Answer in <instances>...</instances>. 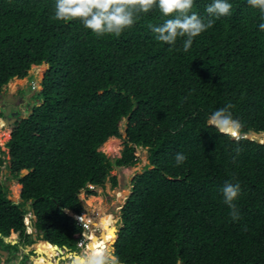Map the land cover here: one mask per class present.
Instances as JSON below:
<instances>
[{"label":"trees","instance_id":"obj_1","mask_svg":"<svg viewBox=\"0 0 264 264\" xmlns=\"http://www.w3.org/2000/svg\"><path fill=\"white\" fill-rule=\"evenodd\" d=\"M211 2L194 0L192 12L207 19ZM228 2L230 14L185 52L182 39L174 47L156 40L152 26L170 18L158 6L120 36H97L79 19H55L56 0H0V93L49 65L32 113L15 124L8 151L0 146V174L21 187L15 203L0 180V247L17 249L4 239L14 234L32 246L25 218L33 211L44 247L75 251L84 228L67 211L84 212L82 192L117 188L114 169L135 167L144 148L150 163L121 210V263L264 264V144L209 125L231 104L242 136L264 133V13L248 0ZM126 118L124 148L111 159L101 148L122 138ZM178 152L187 157L181 165ZM237 182L233 221L221 189Z\"/></svg>","mask_w":264,"mask_h":264},{"label":"clouds","instance_id":"obj_2","mask_svg":"<svg viewBox=\"0 0 264 264\" xmlns=\"http://www.w3.org/2000/svg\"><path fill=\"white\" fill-rule=\"evenodd\" d=\"M248 4L253 8H258L262 13H264V0H248ZM193 5H194V0H56L55 19L57 20L79 19L86 29L90 30L93 34L97 36H102L106 34L120 36L125 29L131 27L136 22V20L139 18L140 13H148L150 10L153 9L154 6H158L161 14L164 17H170V18L166 19L159 26H155V25L152 26V31L155 33L156 40L174 47L177 44L178 40L182 39L183 50L187 52L191 48L194 38L198 37L203 32L212 28L215 23V19L229 15L232 8V5L228 2V0H212V2L209 5H207L205 8V11L207 13V19H205V18H201L197 13L192 12ZM259 28L261 31H264V23H261L259 25ZM40 66H46L47 70L49 69V65L47 63H44L39 66H33L32 69ZM45 74L43 77H45ZM28 77L29 74L26 78ZM18 80H23V79H18ZM13 81H15V79ZM40 87L42 88L41 85ZM40 89L39 91H41ZM4 91L7 90L4 89ZM29 92L31 91L29 90ZM13 95H19V93L17 92L16 94ZM19 96L27 97V95L25 94H21ZM23 99L24 98H21V100ZM34 104L35 101L33 103H31L30 101L27 102L26 103L27 107L23 108V110L21 111L23 113L20 116H24V117L30 116V114L32 113V111H30L31 110L30 105L33 106ZM28 107L29 109H27ZM232 107L233 106L231 104H228L224 108L217 109L209 117V125L215 127L217 130H219L222 133L225 132L229 134L238 133V131H240L241 124L238 120L233 118L232 113L230 111ZM27 112H29L28 115ZM19 120L22 119H20L19 117L17 119V122ZM13 128H14L13 124L11 126H8V129H13ZM0 129H4V127L2 126L0 127ZM120 130H121V126H120ZM126 135L127 133L124 135L125 138ZM121 136L123 137L122 134ZM241 137L244 138L242 134ZM115 139H119V138H115ZM174 159L177 165H181L186 161L187 157L185 154L178 152L175 155ZM96 190L97 189H95V191ZM221 192L224 198V203L230 209V216L232 220L238 221L240 219V213L234 201L237 200L238 197L240 196L241 193L240 184L238 182L226 183L221 189ZM131 194H132V190H131ZM122 208L120 209V211L122 210ZM85 210L86 209H84V212L81 215L68 213L77 222V225L82 226L83 228H86V226H84L86 220L82 221L81 216L87 214ZM30 217H31V221L29 219ZM88 218L91 219L92 217L89 216ZM89 219L87 221L88 223L91 222ZM33 220H34V214L32 211L25 218V224L26 221L29 224H31V227L27 226L26 224L27 233L31 236L32 234H34L33 232H35L36 229L33 226ZM120 220L121 217L117 220V222L119 223ZM29 229L31 230L34 229V231L30 232L28 231ZM116 237H118V235ZM116 239L118 240V238ZM82 240L84 239H81L79 243ZM86 240L87 241H85V244L82 247L87 246L89 238L87 237ZM117 240L115 241L117 242ZM15 242L17 244V241ZM116 242H114V244H116ZM79 243H78V247H79ZM30 251L31 250H29V252ZM59 255L60 254H58L55 250V257H59ZM80 259L82 260V264H121L120 258L115 254V249L111 246L101 250L98 254L93 251L86 252ZM175 264H184L183 258L178 257L175 261Z\"/></svg>","mask_w":264,"mask_h":264},{"label":"rangeland","instance_id":"obj_3","mask_svg":"<svg viewBox=\"0 0 264 264\" xmlns=\"http://www.w3.org/2000/svg\"><path fill=\"white\" fill-rule=\"evenodd\" d=\"M47 68L44 69V71H40V69L38 70L37 68H33L30 73H29V77L23 80H17V81H13L11 82L7 87H5V90H7L9 92V94L13 95L16 94L17 92L19 93V95L21 94H25L29 97L34 96L35 94V90L36 89H40V85H41V81L40 79L44 76L45 72H46ZM30 79V80H29ZM20 81V82H19ZM29 81V82H28ZM26 90V91H24ZM29 90L31 92H29ZM121 128L125 129V122L121 125ZM11 131L12 129H0V146L3 150L8 151L6 144L8 143V141L11 138ZM124 139L125 136L123 135V137L121 139H116L119 142V150L117 153H109L106 152L105 149L102 147L101 151H103L104 153H106L111 159H115L121 156V151L124 148ZM148 149H144V148H139L137 150V157L139 158V163L135 166V167H131V168H115L114 171L112 172L113 176H116L118 179V187L117 188H112L111 183H107L106 185V189H97V196H88L85 192H82L80 195V200L83 202H89V200L92 199H100V201H97L94 204H88V206L86 207L85 212H87L88 210L92 211L93 209L94 212H98V214H93L90 215V217H94L96 223H99V220H103V218H107L110 219V221H112L113 226H115L116 221L121 217V211L120 209L125 205L126 200L128 199V197L131 194V190L133 188L132 182L134 180V178L137 175H140V172L143 171L144 167L148 165ZM9 174V173H8ZM4 181L7 182L8 186L10 187V191L11 193L9 194L10 197H20V193H21V187H17L18 186V182L16 180H11L10 178H4ZM100 205V206H99ZM89 215V214H84ZM88 218V216H86ZM101 218V219H100ZM31 221V217L29 218ZM89 219V218H88ZM85 223L87 222V219L85 221ZM102 224V223H101ZM103 229H105L106 225L105 223H103ZM121 227V223L119 222V226L118 229ZM93 229H91L89 232L91 234H99L101 231L100 227H97L95 224L92 227ZM111 229H113V227H111ZM116 229V227H115ZM115 229L111 230V232L107 235V237H103L101 234V239L97 238L96 236H90L93 242L94 246H98L99 241H104L103 243L106 244L107 246H111L113 247V243L115 242L116 238L115 235ZM96 230V231H95ZM28 231H32L31 229H29ZM34 233V232H33ZM36 233L32 234L33 236ZM115 235V236H114ZM14 237V239H11L13 241H18V235L14 234L12 235ZM11 236V237H12ZM23 245V244H22ZM24 247V245H23ZM75 251H79L81 253H83L82 249H76ZM28 251L26 250V253ZM24 253V252H23ZM45 254L46 257L48 259H51L53 262L56 260V257L54 255L51 254V251L47 248L45 250ZM81 260V259H80ZM47 262V261H44ZM36 260H34L33 258L30 259L29 264H35ZM69 263V259H66L65 262H61L60 264H66ZM80 264H82V260L80 261Z\"/></svg>","mask_w":264,"mask_h":264},{"label":"flooded vegetation","instance_id":"obj_4","mask_svg":"<svg viewBox=\"0 0 264 264\" xmlns=\"http://www.w3.org/2000/svg\"><path fill=\"white\" fill-rule=\"evenodd\" d=\"M21 98H24L23 100H21ZM29 97V96H19V95H11L9 94L8 91H3L1 94H0V127L3 126L4 129L7 128L8 129V125L5 124V121H6V118H5V112L7 110L8 107H11V113H10V116L15 114V113H18V115L14 116L13 118H10V119H18L20 117V115L23 113L21 112L23 110L24 107H27L26 103L27 102H31L33 103L34 100ZM29 109V107L27 108ZM29 112H27V115H28ZM16 122L13 124L15 126ZM7 171L6 169H4L3 173L0 174V180H4V178H8L10 175L8 174L9 172H5ZM20 199V197H19ZM21 200V199H20ZM92 219V220H91ZM91 219H89L91 222L90 223H84V226L85 224L88 225V227L84 228V231H83V239H86L88 236V234L90 235V230L93 229L92 227L94 226V224H97L96 221H95V218L92 217ZM101 219V218H100ZM100 222V220H99ZM118 226H119V223L116 221V225L113 226V229H116L114 230L115 231V235H118ZM111 229V230H113ZM102 231V230H101ZM106 231H102V236L103 237H107V233H105ZM36 233L34 236L32 235L33 237V240H34V243L32 244V254H30V252L26 253V250H28V247L29 246H25L23 247V245L21 244V240H18L17 241V244L14 245V246H17V249H3V246L0 247V252L1 251H6L7 252V256H4L0 253V264H29V261L30 259H34L36 260V263L35 264H40V257H39V253L42 252L43 253V256H46L45 254V250H46V247L43 246V243L40 242L38 240V236H39V231L37 229H35V232ZM92 234V232H91ZM87 235V237H86ZM114 235V236H115ZM41 239L43 238L42 235H40ZM116 238V236H115ZM102 240V239H101ZM8 241H13V240H8ZM104 241H99V245L98 246H93L92 245V248L97 252L99 253L101 250L103 249H106L108 248L109 246H107L106 244L103 243ZM39 245V248H36L37 245ZM36 245V246H35ZM49 246H52V245H49ZM54 246V245H53ZM79 247H77L78 249ZM113 248L115 249V244L113 243ZM50 250L49 247H47V250ZM62 251L59 255V257H56V260L54 261L55 264H60L61 262H65L66 259H69V263H66V264H72L73 262H75V264H79L78 262L81 261L80 258H81V255L83 256L85 253H86V249H88V244L87 246L85 247H82V248H79V249H82L83 250V253L79 252V251H73V250H70L69 248H61ZM68 250V251H67ZM116 251V250H115ZM24 252V253H23ZM38 254H37V253ZM72 254H78V257L77 258V262L75 261V255L73 256ZM26 255L28 257H26ZM69 255H72L71 257H68ZM61 260V261H60ZM58 262V263H57ZM123 264V263H121Z\"/></svg>","mask_w":264,"mask_h":264},{"label":"water","instance_id":"obj_5","mask_svg":"<svg viewBox=\"0 0 264 264\" xmlns=\"http://www.w3.org/2000/svg\"><path fill=\"white\" fill-rule=\"evenodd\" d=\"M44 78V77H43ZM43 78H41L40 79V81L42 82L43 81ZM40 90H42V88L40 89ZM38 105H41V103L39 102L38 103ZM10 113H11V108L10 107H8L7 108V110H6V112H5V118H6V121H5V124L6 125H8V126H11L12 124H14L15 122H17V119H10V118H13L14 116H16V115H18L17 113H15V114H13V115H11L10 116ZM29 117V116H28ZM28 117H24V116H20V119H27ZM125 122V129L124 128H121V130H120V132H121V134L122 135H125L126 134V129H127V125H128V119H126V120H124L123 122H122V124ZM121 124V125H122ZM226 134H229V133H227V132H225ZM229 135H231L232 136V139L233 140H237V139H239L240 137H241V133H240V131H238V133H235V134H229ZM245 139H248V140H252V141H255L256 143H259V144H264V133H257V132H255V131H252V132H250V133H248V134H246V135H244L243 136ZM150 162L148 161V164H149ZM5 172H7V171H5ZM140 174H143L142 172H140ZM26 174H23L22 175V177H24ZM11 200L13 201V202H15V203H18L19 202V199L17 200V199H15V197H12L11 198ZM88 205H87V203L86 202H83V208L84 209H86V207H87ZM67 213H70V214H72V212H70V211H67ZM118 238V237H117ZM5 239V242L6 243H11L12 245H15L16 244V242L15 241H8L9 239L8 238H4ZM117 240V239H116ZM116 242V241H115ZM37 245V244H36ZM35 245V246H36ZM54 248H55V250H56V252L58 253V254H62L61 253V251H62V249L59 247V246H53ZM66 248V247H65ZM68 249V248H67ZM28 250H32V247H28ZM68 251V250H67ZM2 255H4V256H7L8 254H7V252L6 251H1L0 252ZM37 253V252H36ZM38 254V253H37ZM39 255V257L40 256H42L41 254H38ZM77 258H79L77 255H75V261L77 262ZM44 261H46V258L44 259ZM61 261V260H60ZM53 263V262H52ZM58 263V262H57ZM53 264H55V263H53ZM72 264H75V262H73ZM185 264V263H184Z\"/></svg>","mask_w":264,"mask_h":264},{"label":"bare ground","instance_id":"obj_6","mask_svg":"<svg viewBox=\"0 0 264 264\" xmlns=\"http://www.w3.org/2000/svg\"><path fill=\"white\" fill-rule=\"evenodd\" d=\"M118 142H119L118 140H116L115 138H113V139L109 140L103 146V148L105 149L106 152H109V153H117L118 150H119V148H118L119 143ZM93 212H94V210L90 211V213H93ZM93 214H96L97 215L98 212H94ZM93 214H89V215H93ZM103 223H105V225H106L105 229H103V226H104ZM95 225L97 227H100L102 231H106L105 233H107V234H109L111 232V227H113L112 221H110V219H107V218H103L102 221L100 220V222L97 223V224H95ZM102 231H100L99 234L92 233V234H90V236H96L97 238L101 239ZM88 236H89V234H88ZM90 236L88 237L89 238V241H88L87 244H90V246L92 247L93 242H92V239H91ZM36 248H39V245H37ZM49 248H50L51 254L55 256V248L53 246H49ZM39 254L42 255V256H40V260H43L44 261V259L46 258V260L48 261V264H53L52 263L53 261H50L51 259L49 260L46 256H43V253L42 252H40ZM72 255L74 256L75 254H72ZM72 255H69L68 257H71ZM76 255L78 256V254H76ZM81 257H82V255H81ZM78 263L80 264V261Z\"/></svg>","mask_w":264,"mask_h":264},{"label":"built area","instance_id":"obj_7","mask_svg":"<svg viewBox=\"0 0 264 264\" xmlns=\"http://www.w3.org/2000/svg\"><path fill=\"white\" fill-rule=\"evenodd\" d=\"M26 224L27 226H30L31 227V224H29L27 221H26ZM86 227H88L87 224H85ZM85 241H87L86 239L82 240L80 243H79V247H82L84 244H85Z\"/></svg>","mask_w":264,"mask_h":264},{"label":"crops","instance_id":"obj_8","mask_svg":"<svg viewBox=\"0 0 264 264\" xmlns=\"http://www.w3.org/2000/svg\"><path fill=\"white\" fill-rule=\"evenodd\" d=\"M34 231V229L32 230V231H30V232H33ZM27 251H29V250H27ZM50 260V259H49ZM47 261V260H46ZM40 264H48V261L47 262H44L43 260H40Z\"/></svg>","mask_w":264,"mask_h":264}]
</instances>
